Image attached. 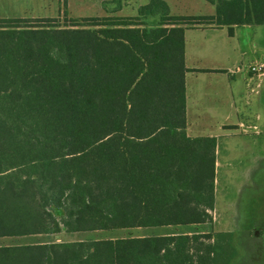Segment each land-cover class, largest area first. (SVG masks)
I'll use <instances>...</instances> for the list:
<instances>
[{
  "label": "trees",
  "instance_id": "16d2710c",
  "mask_svg": "<svg viewBox=\"0 0 264 264\" xmlns=\"http://www.w3.org/2000/svg\"><path fill=\"white\" fill-rule=\"evenodd\" d=\"M207 1L212 16L151 0L65 27L0 18V264H264L253 230L51 239L211 221L216 139L186 133L184 31L264 25V0Z\"/></svg>",
  "mask_w": 264,
  "mask_h": 264
},
{
  "label": "crops",
  "instance_id": "0c3cea01",
  "mask_svg": "<svg viewBox=\"0 0 264 264\" xmlns=\"http://www.w3.org/2000/svg\"><path fill=\"white\" fill-rule=\"evenodd\" d=\"M60 1L63 2L62 4L59 2V6H61L58 9L59 13L64 10H71L73 1ZM150 1L89 0L86 3L82 1L77 5L82 7L84 5L86 8L88 7L87 9L101 10V17H134L138 15L139 8L147 5ZM161 1L166 4L167 13L170 16H212L215 14V5L207 0ZM4 4H6L5 8H0V10H28L27 12H19L21 13L20 16L43 15L42 12L44 11L41 10H49L50 7L48 0H0V6ZM36 9L38 11L33 12ZM63 14L74 15L70 11ZM3 15L14 14L8 12ZM158 16L159 14L153 17ZM259 27L250 25L235 26L233 27L232 34H229L226 26L218 27L209 24L185 28L184 31V61L187 69L185 74L186 133L193 138L214 137L216 139L214 190H216L217 185V169L221 166L226 168L227 175H239L243 178L239 182L236 192L246 191L245 188L249 189L251 176L258 169L264 167V119L257 109L262 103V97H257L254 100L251 97V95L259 96L261 94L258 92V89L264 77L256 92L251 93L250 85H253L255 82L251 80L247 67L243 68L245 58L249 60L248 64L264 60L263 33L262 31H257ZM241 28L255 30L249 39L248 48H244L243 44H238V40L241 39L242 34H239ZM189 75L194 77L205 75L209 80H215V83L211 85L214 89L211 88V91H207L206 96L212 97L214 102L213 109L224 112L223 118L216 123L214 130H212L211 126L209 127L208 123H205L208 130L203 136H192L191 132L196 131L198 126L197 123L190 124L188 122L190 97L187 80ZM243 85L246 89H243ZM196 92L198 97L204 96L201 89H198ZM242 105L247 106L246 109H242ZM195 109L197 110V107ZM239 134H242V137H239ZM222 137L229 139V146H227L226 150H228L227 153L230 154L232 159H229L228 164H221L217 160L218 140ZM236 148L238 151L241 149L245 153H239L240 155L234 153ZM246 151L251 152L249 156L246 155ZM235 202L238 201L236 200ZM243 216H245V211H243ZM261 238L264 244V232Z\"/></svg>",
  "mask_w": 264,
  "mask_h": 264
},
{
  "label": "rangeland",
  "instance_id": "374dc122",
  "mask_svg": "<svg viewBox=\"0 0 264 264\" xmlns=\"http://www.w3.org/2000/svg\"><path fill=\"white\" fill-rule=\"evenodd\" d=\"M50 3L49 10H41L43 15H21L19 12L28 10H0V18H23V19H47L53 18L55 25L60 27L70 26L72 21H80L84 18L102 16L101 10L87 9L86 6H79L78 3L82 1L84 3L89 0H70L73 1L72 8L69 10L74 15H64L63 13H69V11L64 10L59 13V2L62 4L63 1L60 0H48ZM65 2V1H64ZM6 4L1 5L0 8H5ZM38 11V9L33 10V12ZM11 13L14 15H3L5 13ZM31 12V11H29ZM158 17H148L145 19L147 26L154 27L158 24ZM76 23V22H75ZM260 25L258 32L262 31L263 41L262 46H264V26ZM257 29V28H255ZM254 29L241 28L239 34H241V39L238 40V44H243L244 48H248L249 39L254 33ZM257 32V33H258ZM237 44V43H236ZM248 59L245 58L243 61V68H246L248 64ZM248 64V65H247ZM215 83V80H209L205 75H198L197 77L188 76L187 85L189 92V113L188 122L191 124L197 123L198 128L196 131H192V136H203L206 134V124L211 126L212 130L215 129L216 123L221 120L224 116L223 111H217L213 109V99L212 97L206 96L207 91H211L214 87H211ZM243 89L246 87L243 85ZM245 87V88H244ZM212 88V89H211ZM201 89L204 96L198 97L197 90ZM261 93L259 96L251 95L252 100L257 97H262V103L257 107L261 117L264 119V80L258 89ZM196 94V95H195ZM197 100V101H196ZM197 107V110L195 109ZM247 106L242 105V109H246ZM262 121V120H261ZM210 128V129H211ZM242 137V134L238 135ZM229 139L220 138L218 140V155L217 160L221 164H228L229 159H232L227 146ZM240 148V147H239ZM255 148V147H254ZM236 154L242 153L241 149L236 148L234 150ZM245 152H243L244 154ZM250 151H246V155H250ZM240 155V154H239ZM247 160V159H246ZM243 178L239 175L230 176L227 175L226 168L222 166L217 169L216 174V190H214L215 195V205L212 210L208 213L211 216V221L204 224H195L190 226H174V227H150V228H134V229H123L117 231H96V232H84V233H73L66 234L61 232L57 235L51 236V239L56 242H71L78 240H95V239H105V238H120V237H138V236H152V235H162L169 233H236L243 230H253L258 232L262 237L264 229V167L258 169L250 178V187L245 188L241 192H236L239 187V182ZM247 180V178H246ZM240 196V197H238ZM238 202H235V201ZM235 202V203H234ZM234 203V204H233ZM243 211H245V216H243ZM53 214L60 218L62 216V211L58 209H53ZM247 221V222H246ZM253 223V224H251ZM255 223V225H254ZM253 227V229H251ZM10 240H0V243L6 244Z\"/></svg>",
  "mask_w": 264,
  "mask_h": 264
},
{
  "label": "built area",
  "instance_id": "2783aa9c",
  "mask_svg": "<svg viewBox=\"0 0 264 264\" xmlns=\"http://www.w3.org/2000/svg\"><path fill=\"white\" fill-rule=\"evenodd\" d=\"M247 71L251 76V80L255 82L253 85H250V92L255 93L264 77V60L250 63L247 66Z\"/></svg>",
  "mask_w": 264,
  "mask_h": 264
}]
</instances>
